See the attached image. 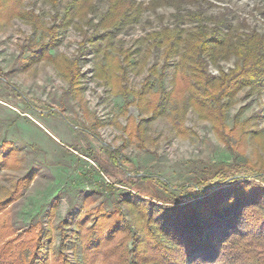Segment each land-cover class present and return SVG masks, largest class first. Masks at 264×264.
<instances>
[{
    "label": "rangeland",
    "instance_id": "rangeland-1",
    "mask_svg": "<svg viewBox=\"0 0 264 264\" xmlns=\"http://www.w3.org/2000/svg\"><path fill=\"white\" fill-rule=\"evenodd\" d=\"M121 1L129 6L120 22L112 5ZM80 3L0 0V240L18 243L37 229V255H30L32 246L25 248L32 264L42 258L47 264L59 258L98 264L107 261L104 249L126 236L129 257L135 250L139 264H164V247L176 239L155 213L154 245L132 242L129 233L146 227L147 207L130 188L158 210L163 200L184 197L197 169L207 164L241 168L209 192L236 179L264 188V83L244 85L235 53L205 56L207 72L224 93L193 105L197 89L175 88L179 55L167 57L165 36L153 35L179 24L181 38L191 40L199 25L209 29L224 16L222 28L231 38L264 36V0H90L77 13L73 8ZM190 10L202 11L203 19L189 18ZM159 77L165 91L174 92L167 109L153 116L135 92L153 95L162 89ZM107 144L130 158L125 169L109 161ZM128 170L153 176L144 181L148 195L125 181ZM197 200L189 203L198 209ZM100 210L108 212L106 224L118 219L119 229L86 252L85 236Z\"/></svg>",
    "mask_w": 264,
    "mask_h": 264
},
{
    "label": "trees",
    "instance_id": "trees-1",
    "mask_svg": "<svg viewBox=\"0 0 264 264\" xmlns=\"http://www.w3.org/2000/svg\"><path fill=\"white\" fill-rule=\"evenodd\" d=\"M89 1L81 0V3L73 8L74 11L82 13V10L88 8ZM128 6V1L112 5V9L117 12L118 21L121 22L126 18L124 15ZM177 14L180 17V13ZM202 15V11L190 10L188 13L189 18L199 21L203 19ZM114 18L115 16L110 20L112 21ZM135 19L136 17L132 21ZM225 24L224 16H218L214 19V26L209 29L204 24L199 25L191 40L181 38L182 28L179 24L173 30L165 27L163 31L155 32L153 35L165 36L162 37L163 42L161 43L167 45L165 54L167 57L175 52L179 55L173 77L175 88H179L183 84L187 88L191 85L195 90L197 89L195 94L190 96L193 105L209 104V101L212 102L213 95L216 98L224 93L223 84L215 83L211 73L207 72L205 56L211 57L217 53L220 55L235 53L242 60L237 74H243L244 85L252 86L264 83V36L245 33L246 36L233 39L228 31L223 30L222 26ZM220 35L223 38H220ZM193 39L194 41L191 42ZM182 42H186L184 46H182ZM158 81L162 89H158L151 96L145 95V90L149 88L147 86V84L149 85V76L143 84L145 90L135 92L138 102L152 110L153 116L160 114L159 111L167 109L170 101L167 99L168 95H173L174 92V90L165 91L161 77L158 78ZM139 131L141 129L137 125L136 137L141 141L144 137ZM110 146L107 144L105 147L109 161L125 169V161H130V158L120 149ZM221 163L226 164L227 162L221 161ZM203 166L197 169V174L194 177L195 183L189 185L184 197L174 203H164L163 199L157 198L155 195L154 198L163 200L158 210L153 209L150 198L145 196L141 198L137 193L134 194L133 189L130 188V195L134 199L145 201L147 207L145 211L147 215L146 227L142 230L135 229L129 233L132 242L140 244L147 240L145 241L146 245L148 242L151 246L154 245L156 231L151 221L154 214L157 213L155 221L160 223V227L167 233L172 231V237L176 239L173 246L164 247V264H264V188L258 186L259 184L252 179H236L209 192L208 189L214 183H220L222 180L233 177L241 168L223 164ZM132 171H126L128 178L125 181L132 185L136 192L140 191L144 195H148L150 186L144 181L154 179L153 176L139 174L136 170ZM144 185L148 186L146 190L143 188ZM194 198L199 199L195 203L198 205V209L189 203ZM1 204V207L5 206L4 200ZM107 214L108 212L101 210L97 214L96 223L90 229L92 230L91 234L85 236L86 252L93 251L95 247L97 250L119 229V226L116 225L118 219L106 224L105 215L108 216ZM2 227H6V225L3 224ZM103 229L106 230V233L102 236ZM28 230L31 231V229ZM40 238L41 232L36 229L31 238L22 239L18 243H13L17 238L0 240V264H32L25 248L29 245L32 246L30 255H37ZM105 249L103 256L107 261L101 260L98 264H139L141 261V253L135 250H132L134 255L129 257L126 236L120 238L113 245L112 250L108 248L105 252ZM40 264H47V261L42 258ZM54 264L67 263L59 258ZM88 264H91L89 260Z\"/></svg>",
    "mask_w": 264,
    "mask_h": 264
}]
</instances>
